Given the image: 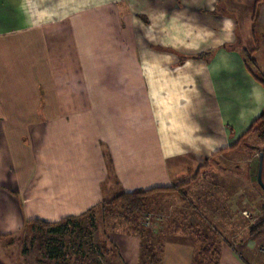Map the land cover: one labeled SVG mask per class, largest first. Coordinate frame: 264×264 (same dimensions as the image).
I'll return each instance as SVG.
<instances>
[{"label": "crops", "instance_id": "0c3cea01", "mask_svg": "<svg viewBox=\"0 0 264 264\" xmlns=\"http://www.w3.org/2000/svg\"><path fill=\"white\" fill-rule=\"evenodd\" d=\"M241 42L264 68V0H0V236L107 188L176 187L239 146L264 111ZM230 195L233 218L190 223L161 264H264L238 215L255 195ZM108 237L138 263V238Z\"/></svg>", "mask_w": 264, "mask_h": 264}, {"label": "rangeland", "instance_id": "374dc122", "mask_svg": "<svg viewBox=\"0 0 264 264\" xmlns=\"http://www.w3.org/2000/svg\"><path fill=\"white\" fill-rule=\"evenodd\" d=\"M240 44L249 55L250 69L264 80V68L256 62L253 51L246 44ZM263 151L264 126L258 124L246 133L235 149L206 161L191 179L180 182L176 186L180 189L149 196L140 213L131 214L119 206L102 211L99 206L93 223L88 216L76 222L84 231L72 225L69 227L73 233H68L63 239L69 247L83 243V254L69 253L64 264H123L108 237L118 234L139 239L137 264H161V255L169 246L182 244L178 238L186 235L185 230L190 223L202 219L205 225H209L214 222V214L216 221L233 218L231 213H234L229 210L233 204L228 203L232 191L255 195L251 201H246L250 204L248 209L238 213L251 228L256 220L263 217L264 193L257 183V165ZM262 181L264 183V170ZM111 184L113 187V181ZM109 189H106L107 199L103 202H110L120 195L115 188ZM241 203L243 201L239 207ZM33 227L27 225L14 236L0 238L1 261L5 264H54L45 253V242L52 236L47 230ZM85 229L90 237L82 238Z\"/></svg>", "mask_w": 264, "mask_h": 264}, {"label": "trees", "instance_id": "16d2710c", "mask_svg": "<svg viewBox=\"0 0 264 264\" xmlns=\"http://www.w3.org/2000/svg\"><path fill=\"white\" fill-rule=\"evenodd\" d=\"M242 55L246 63V66H248V69L251 72L252 69H250V66L248 64L249 55L245 54L244 50H242ZM202 57L203 56L201 55L198 58H202ZM252 76L264 86V80L260 79L254 71L252 72ZM258 124L264 126V111L260 114V116L256 119V121H254V123L250 126L248 131H250L254 126ZM244 136L242 138H244ZM260 154H263V160H264V151L261 152ZM263 167H264V164H263ZM178 189L180 188L178 187L156 188V189H152L149 191L140 190V191H134L132 193H122L110 202H102L99 205L101 206V208H99L98 206L94 209L89 210L88 212H86L84 215L80 217H67L56 224L44 223L41 221H30L27 223V225H32L34 226L33 228H36L38 230H47V232L50 233L52 237L45 242V246H46L45 253L47 254L49 260L53 262L54 264H64V262H66L65 257L69 253L83 254V251H82V248L84 245L83 243L73 244L72 246L69 247L67 243L65 242V240L63 239V237H65L68 233H71V234L73 233L72 231L69 230V227L71 225L73 226V228L78 227L79 231H84L82 227L78 226V224L76 223L82 217L88 216L90 221L93 223L96 218L95 211L97 210V208H99L102 211H107L109 210L108 209L109 207L114 208L117 206H119L120 208H123L125 211L131 214L140 213L141 210L144 208L148 200V197L151 196L152 194L156 192L176 191ZM262 212H263V217L256 220V222L252 225V227L249 230V234L251 236H254L258 234L260 231L264 230V207L262 209ZM85 234L82 236V238H86L88 236L90 237V233H88L87 231ZM7 236H10V235H2L0 236V238L7 237ZM200 252L202 253V255L205 256L207 263H209L210 262L209 261V250L204 249ZM203 262H204V259L201 257L200 264H203Z\"/></svg>", "mask_w": 264, "mask_h": 264}, {"label": "water", "instance_id": "95a60500", "mask_svg": "<svg viewBox=\"0 0 264 264\" xmlns=\"http://www.w3.org/2000/svg\"><path fill=\"white\" fill-rule=\"evenodd\" d=\"M262 172H263V154L259 155L258 169H257V183L261 190L264 192V183L262 181Z\"/></svg>", "mask_w": 264, "mask_h": 264}]
</instances>
